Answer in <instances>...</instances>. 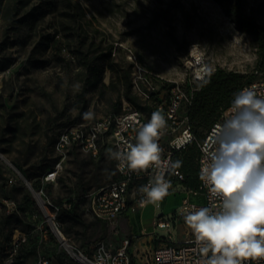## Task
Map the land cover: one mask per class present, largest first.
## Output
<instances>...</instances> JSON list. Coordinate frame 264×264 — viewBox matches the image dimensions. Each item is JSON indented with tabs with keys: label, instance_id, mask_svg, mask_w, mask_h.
Returning a JSON list of instances; mask_svg holds the SVG:
<instances>
[{
	"label": "rangeland",
	"instance_id": "374dc122",
	"mask_svg": "<svg viewBox=\"0 0 264 264\" xmlns=\"http://www.w3.org/2000/svg\"><path fill=\"white\" fill-rule=\"evenodd\" d=\"M73 1L84 10L81 31L79 23L65 15L62 0H26L24 5L18 0H2L0 11V154L33 187L37 186L35 190L50 211L49 202L79 196L110 183L116 176L112 144L107 142L96 157L80 150L71 152L59 177L46 181L45 175L59 159L55 145L62 129L110 113L108 101L112 97L120 113L131 106L123 86L120 104L116 89H89L82 94L78 51L95 54V50L112 45L111 58L119 68L132 71L127 55L133 52L147 70L187 86L186 62L196 45L205 52L213 71L223 69L241 73L246 79L254 76V81L264 79L255 38L242 31L236 21L235 0ZM241 2L264 25V0ZM7 7H12L10 13H6ZM34 10L39 15L31 23L28 18ZM26 19L27 23L21 25L20 21ZM113 75L106 69L103 81L107 86ZM154 85L163 93L165 85ZM88 112L93 116L86 119L84 114ZM6 202L15 203L24 219L16 228L27 237L19 246L24 261L18 264L41 258L60 264L59 256L71 259L34 193L0 157V216L8 213ZM174 211L173 201L147 203L140 211L123 215L115 228L81 212L77 221L58 219L69 244L90 254L98 242L120 247L130 233L139 236L142 245L158 247L162 242L157 241L178 242L189 228L184 220L174 222ZM154 217L170 219L171 228L153 227ZM144 227L148 232L140 235Z\"/></svg>",
	"mask_w": 264,
	"mask_h": 264
},
{
	"label": "built area",
	"instance_id": "2783aa9c",
	"mask_svg": "<svg viewBox=\"0 0 264 264\" xmlns=\"http://www.w3.org/2000/svg\"><path fill=\"white\" fill-rule=\"evenodd\" d=\"M127 59L132 65L133 92L148 107V110L143 111L130 106L128 110L121 114L109 113L96 121L73 124L63 128L55 145L59 159L45 175L44 179L46 181H54L59 177L64 170V162L71 152L80 150L96 157L107 142L112 144L114 153L123 150L126 143H135L139 127L147 123L151 113L156 110H160L167 120V125L162 129L163 134L159 140V144L163 149V161L174 163V152L185 148L189 143L196 140L185 111L192 104L195 93L200 90L206 77L213 72L205 52L199 46L191 49L186 62L189 76L187 86L180 82L166 80L147 70L133 52L127 55ZM155 82H160L166 86L162 91L163 93L160 92V89L156 90ZM245 88H254L258 96L264 97V79L248 83L242 89ZM229 107L224 109L219 120L208 131L205 139L199 143V171L206 163V153L211 148L210 140L213 129L217 124L222 123L224 117L228 114ZM189 136H191V141L185 143ZM114 158L116 178L110 183L79 196L63 199L59 203L49 202L51 211L46 207L43 199L42 210L52 223L56 235V231H59L61 226L58 219L60 212L63 209L71 210L76 202H78L79 210L82 213L91 215L114 228L118 227L120 217L129 210L132 204H137L139 207L147 204L141 203L144 197L140 192V188L149 183L156 170L149 169L137 175L129 172L126 168L118 167L119 161L115 155ZM166 179L170 180L172 186L176 181H184L185 176L181 170L174 168L166 174ZM191 193L194 196L202 197L203 201L184 199L178 212L179 216L177 215L173 219L175 223L184 220L183 216L191 210L193 205L196 207H212L214 211L218 209V201L210 199L208 189L202 181L198 189L191 190ZM6 203L7 214H20L15 203ZM156 226L170 229L172 225L170 219L160 217ZM14 232L15 234L13 233L14 236L12 235L10 243L5 246V256L1 264H16L15 255L19 250V246L27 240L26 234L19 229H14ZM64 240L71 248V250L68 249L61 240L70 254L71 259H67L70 264H203L206 259L200 253L191 231L184 238L179 239L178 242L163 241L153 250L143 252L140 256L141 261L136 260L131 253L129 239L124 240L118 248H112L103 242H98L90 254L84 253L76 245L69 244L65 237ZM29 264H54V262L49 258H41ZM245 264H264V260L247 261Z\"/></svg>",
	"mask_w": 264,
	"mask_h": 264
},
{
	"label": "clouds",
	"instance_id": "9594fccd",
	"mask_svg": "<svg viewBox=\"0 0 264 264\" xmlns=\"http://www.w3.org/2000/svg\"><path fill=\"white\" fill-rule=\"evenodd\" d=\"M84 115L86 119L93 116L91 112ZM166 125L165 115L153 111L139 127L135 143H126L114 153L118 167L129 172L156 170L140 188L141 203L156 204L169 195L171 182L166 174L182 164L162 160L159 140ZM190 141L191 136L185 143ZM210 143L199 178L210 199L218 201V209L193 205L183 216L206 257L203 264L264 260V97L254 88L234 92L228 114L214 127Z\"/></svg>",
	"mask_w": 264,
	"mask_h": 264
},
{
	"label": "trees",
	"instance_id": "16d2710c",
	"mask_svg": "<svg viewBox=\"0 0 264 264\" xmlns=\"http://www.w3.org/2000/svg\"><path fill=\"white\" fill-rule=\"evenodd\" d=\"M1 2L2 0H0V11ZM62 2L65 6V15L72 21L78 22L80 25V31L83 30L84 25L81 20L84 19V10L73 0H62ZM18 3L24 5L26 0H18ZM11 9L12 7H7L5 9L6 13H10ZM233 9L237 15L236 21L239 28L255 38L258 52L260 54V67L264 68V25L259 23L253 15L245 10L241 0H235ZM38 15L39 13H37V10H34L29 14L28 19H31V23H35L38 19ZM20 23H22L21 25L26 24L27 19L25 21H20ZM83 41L85 42V39H83ZM113 48L114 46L109 45L106 49L95 50V54L78 51L82 63L81 73L83 75L82 82L84 89L82 94L85 95L86 91L89 89H116L119 93L118 98L120 104L122 101L120 91L123 86L124 97L130 105L143 111H147L148 107L145 106L142 100L133 92L132 71L130 69L119 68L118 64L113 62V59L111 58ZM130 66L132 68L131 64ZM106 69H109L114 74L108 86L103 81ZM254 79V76L246 79L245 75L241 73L226 71L223 69L213 71L206 77L200 90L195 93L192 104L187 108L189 123L196 140L189 143L185 148L176 150L173 154L174 162L176 160L182 161L187 170H190V167L194 165L195 162L198 163V158L200 156L199 143L205 139L208 131L214 123L219 120L224 109L230 106L233 93L239 91L248 83L253 82ZM164 88H166V86ZM108 102L111 103L110 113L121 114L120 109L116 107V102L113 101V97ZM149 113L150 111L148 112V115ZM177 169L181 170L185 176L184 181L181 182H186L187 173L182 170V167ZM199 185L195 188L198 189ZM34 187L37 188L35 184ZM79 212L81 211L79 210L78 202H76L71 210L63 209L60 212L59 218H68L77 221L80 218ZM97 221L101 224L105 223L98 219ZM23 222V217L15 213L2 214L0 216V264L4 258L5 246L11 241L13 230L18 228ZM133 241V237H131V245ZM15 257L17 259V264L20 263V261H24L23 254L20 253V250H18ZM58 259L60 264H70L64 256H59Z\"/></svg>",
	"mask_w": 264,
	"mask_h": 264
},
{
	"label": "crops",
	"instance_id": "0c3cea01",
	"mask_svg": "<svg viewBox=\"0 0 264 264\" xmlns=\"http://www.w3.org/2000/svg\"><path fill=\"white\" fill-rule=\"evenodd\" d=\"M180 167H182V170L187 173V181L186 182L176 181L171 186V188L169 189V195H167L162 200L165 203H167L169 201H173L174 202V205H175V211H174L175 212V217L177 216V214L179 212V209L181 207V204H182V202H183L184 199L189 198V199H192V200H195V201H198V202H202L203 201V198L202 197H200V196H194L191 193V190L196 189L195 187H197L200 184V182H201V180L199 178L200 171H199L198 163L195 162V164L190 167V170H187V168L184 165V163H182ZM145 206H143V207H145ZM141 208L142 207H139L137 204H132L130 206L129 210L124 215H128L131 212V210L140 211ZM121 217L119 219L118 226H119ZM157 220H158L157 217H154L151 220V225L153 227L156 226ZM146 230H148L146 227H144L143 229H141L140 230V232H141L140 235H142L143 233L148 232ZM190 231L191 230L189 229V231H187L184 235H182V238H184L186 236V234L189 233ZM127 233H129V232H127ZM131 237H133V240H134L133 243H132V245H131V253L135 256V259L138 260V261H141V258H139V257L141 256V254L143 252H145L147 250H151V249L153 250L154 248H156L153 245H143L141 248H138L137 249V244L139 243V239H138L139 236L134 235L133 233H130V235L127 238H125L124 240L129 239L131 241ZM182 238H180V239H182ZM151 240L152 239L150 238V240H148L147 242H151ZM133 246H134V248L132 250V247ZM138 251H140L142 253L139 255Z\"/></svg>",
	"mask_w": 264,
	"mask_h": 264
},
{
	"label": "water",
	"instance_id": "95a60500",
	"mask_svg": "<svg viewBox=\"0 0 264 264\" xmlns=\"http://www.w3.org/2000/svg\"><path fill=\"white\" fill-rule=\"evenodd\" d=\"M3 156V155H2ZM9 164L20 174V176L23 178V180L26 182V185L30 188V190L34 193V196L36 197L39 205H43V198L41 196V193L36 191L35 188L32 186L31 182L28 181L24 175L11 163L9 162Z\"/></svg>",
	"mask_w": 264,
	"mask_h": 264
},
{
	"label": "bare ground",
	"instance_id": "6f19581e",
	"mask_svg": "<svg viewBox=\"0 0 264 264\" xmlns=\"http://www.w3.org/2000/svg\"><path fill=\"white\" fill-rule=\"evenodd\" d=\"M4 75H5V73H4ZM0 157L3 158L6 162H8V163L10 162L4 156H2L1 154H0ZM56 233H57L58 237L62 240V242L66 245V247L71 250V248L69 247V245L67 244V242L64 240V237L65 236L62 234V232L59 230V231H56ZM142 246H143L142 244L138 243L137 244V249L138 248H141Z\"/></svg>",
	"mask_w": 264,
	"mask_h": 264
}]
</instances>
